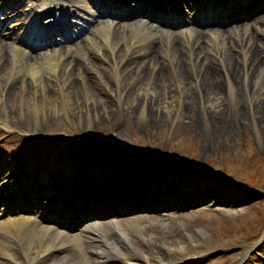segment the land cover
I'll return each mask as SVG.
<instances>
[{
  "label": "bare ground",
  "instance_id": "1",
  "mask_svg": "<svg viewBox=\"0 0 264 264\" xmlns=\"http://www.w3.org/2000/svg\"><path fill=\"white\" fill-rule=\"evenodd\" d=\"M258 16L256 17L261 19L259 21L260 25L251 22L245 25L235 24L229 26L228 31L231 33V39H226L223 36L225 32L214 31L221 40H217V44L212 45L208 43L210 39L205 35L199 36L200 32H198L199 35H196L195 38L190 34L188 37L192 36L191 39L185 37L178 42L175 39L161 41L158 39L160 34H154L151 43L144 48L141 45L143 43L142 33L145 32L131 28L130 32L123 33L124 37L114 36L110 38L106 35L108 28L100 27L99 31L82 41V44L86 46V51H90L93 56H96L94 59H102V55L106 56L104 53H107L112 66L106 68L96 61L95 67L92 59L85 58L84 54L81 55V58L87 66L94 65L91 67H94L96 71H102L106 75H103L106 81L104 90L110 93L116 90V102L122 103V107H125L130 114H134L132 111L137 109L139 111L138 116L141 114L143 118V115L147 114L150 121H156L159 118V107L165 111L168 109L175 110L177 107V110L183 111V115L187 116L189 112L190 116L187 117L195 124L196 120H193L195 118L194 110L196 111L195 105L200 102L199 100L205 101L207 94H212L208 99L210 111L204 112L207 123L202 121L203 124H201L200 121L195 125L197 127L202 125V129L205 128L206 132L213 129L217 133L221 132L222 136H228L226 133H233L238 129V123L240 121L244 122L245 108L239 102L234 103L233 101L235 108L228 114L223 108L224 106L222 107L224 103L222 100L219 101L218 95L223 93L226 94V97L232 99L234 93L232 88H240L241 91L248 94L255 91V99L248 111L257 114L254 117H257L255 119H258V121L264 117V92H262L259 83L261 76L264 80L263 72H259L264 65V13ZM137 30L139 33H137ZM254 31L257 32L258 36L254 34ZM98 35L99 38H96L95 36ZM164 35L167 36V34ZM204 38L207 42H202ZM214 38L216 37L214 36ZM214 38L211 39L213 40L211 43L215 42ZM1 41L0 86L2 90H5L4 99L7 104H13L19 91L28 108L31 104L30 97L35 96L38 101L40 98L44 99L46 107L52 113L57 110V105L54 104L55 101L52 102V99L59 98L58 95H61L64 97V101L68 102L69 108L75 109L79 106L77 102H79L80 99L78 98L81 94L74 91L76 85H78L85 87L86 95L83 100L85 105L88 102L90 105L95 103L99 107L104 105L102 96L94 91L96 84L93 83L91 77L88 78L84 75V71L80 67L81 64L74 65L75 63H72V60L67 57L62 58L61 55H58L55 59L47 56H40L39 59H36L33 55L24 54L17 47H7L6 40ZM228 45L233 49L236 48V52L231 53L228 51L230 48L227 47ZM161 46H163V49ZM258 49L263 53V56L260 55ZM126 55L127 57L131 55L134 57H128V62L122 69H119L116 65L117 60L119 58L118 61H120ZM78 58H80V55H78ZM84 70L86 69L84 68ZM109 70H112L111 76L108 74ZM117 71H119V74ZM74 73L79 74V81L74 79ZM167 74L176 83L174 87L176 93H173L170 86H168L165 78ZM52 81H54V84H52ZM56 83L61 87L59 91ZM160 91L162 93L159 95ZM183 106L187 108V111L182 108ZM4 107L2 105L0 110H4ZM178 107L181 109H178ZM103 110L106 114H109V107L106 105L103 106ZM1 112L0 116L2 115ZM209 117L211 119H208ZM220 129L221 131H217ZM188 181L191 187L188 190L190 193L192 191L191 196L197 195L205 201L218 202L220 205H233V202H235L233 198L214 197L225 187V183L217 182L204 175L193 176ZM181 186H183V183ZM160 187L162 188V185ZM168 189L167 186L165 188L166 193ZM181 189L184 191V187H181ZM166 197H168L170 204L174 203L175 195H167ZM181 199L180 196L176 201ZM159 200H163V198ZM187 200H189V197H187ZM165 205H167L166 201L162 205L157 204L154 211L159 214L152 217L153 220L150 219L151 221L147 225L141 227L144 226V229L152 225H159L166 229L173 222L175 216L162 213ZM149 206L151 205L146 207ZM168 207L171 206L166 208ZM132 221L133 223L130 226H134V229L127 227V222L123 221L110 222L103 227L87 228L86 230L89 231L88 237L84 240L81 239L79 244V246H82L84 241L87 244L84 249L87 251V255L91 256V258L87 256V263L113 264L109 263V260H118V257L121 256L129 259L134 264H145L142 261H148L149 257L156 255L162 259L161 261L164 264H180L181 254L193 239H187L185 243L172 244L161 237L159 246L154 251L137 254L134 252L133 244L134 239L139 236L137 234L139 226L136 224L138 222L135 223L136 219H132ZM7 230L9 233L19 235L20 240L16 243L2 237V240L5 241L0 243V264H29L34 259L36 252H39L38 255H40L52 245L60 248L63 244L68 243L63 238L59 240L58 232H47L43 226L31 219L14 218ZM139 238H141V242L147 245L153 242V236H139ZM59 253L61 255H58V258H54V254H52L41 259L37 264H79L76 254Z\"/></svg>",
  "mask_w": 264,
  "mask_h": 264
},
{
  "label": "rangeland",
  "instance_id": "2",
  "mask_svg": "<svg viewBox=\"0 0 264 264\" xmlns=\"http://www.w3.org/2000/svg\"><path fill=\"white\" fill-rule=\"evenodd\" d=\"M217 42L215 40L211 44H217ZM260 70L259 72L264 74V65ZM165 78L172 92L176 93L174 90L176 83L173 78L169 74ZM222 78L224 79L223 75ZM262 79L261 76L259 83L264 92V80ZM92 80L99 88L97 79L92 76ZM160 90L163 91L162 88ZM232 90H234L235 100L226 97L223 93L218 95V99L223 101L222 107L224 106L228 114L234 110V103L239 102L245 108V116L244 122L238 123V129L233 133H226L228 136H222L221 132L217 133L213 129L206 132L205 128L202 129V125L201 127L195 125L200 121L201 124H203L202 121L207 123L204 112L210 111L208 99L212 94H207L205 101L199 100L200 102L195 105V118H193L194 121L196 120L195 124L188 119L189 112H185L187 116L183 115L182 110L177 109L167 110L168 113H166L160 107L158 108L159 118L156 121H145L141 114L138 116V109L132 111L134 114H130L125 107L121 106L122 103L118 102L117 105L111 96L105 95L102 98H104V104L109 107V114L104 112L102 106L99 107L94 103L86 107V111L83 107L80 110H72V117L69 123H66L58 117V113L54 110L51 116H46L48 120L42 122L46 125L45 127L42 124V131L53 132L65 129L67 133L78 131L77 134L85 132L92 136L112 138L129 148L156 152L161 158L168 155H176L175 158L183 157L191 163L195 162V165L201 169L207 168L211 173H222L239 180V183L248 182L249 185L258 186L257 188L245 186L244 188L249 192L238 191L236 188L227 191V195H231L235 200L233 205H220L212 202L182 208L175 212L171 211L169 214L175 218L166 229L159 225L143 229L148 222L153 220L150 218L151 220L145 221L143 227L138 225V230H140L138 235L153 236L152 244H144L138 236L136 241L134 240V245L137 252H142L156 249L161 237L172 244L185 243L187 239H193L182 253L186 259H198V262L202 264H260L256 252L262 256L264 253L258 248L256 251L252 250L256 248L255 244L259 241L258 236L264 227V117L258 121L255 119L257 117H254L257 114L248 111L255 99V91L248 94L240 88H232ZM74 91L80 93L79 86L76 85ZM108 99H111V102ZM7 105L9 108L4 109L7 113L6 122L9 125H16L20 130L28 126V128L24 127L23 132L30 131L32 117L28 115V125H26L25 121L17 118V113H19L17 111L31 109L21 105L18 98L13 104ZM184 110L187 111V108ZM83 116L85 125H81ZM87 119L91 120L88 125ZM32 121L36 120L33 118ZM107 122L111 125H107ZM17 127H14V130H17ZM15 134L16 140L17 135ZM261 246L264 247V240ZM246 254H249L247 260L245 259ZM151 264H159L158 259L152 257Z\"/></svg>",
  "mask_w": 264,
  "mask_h": 264
}]
</instances>
